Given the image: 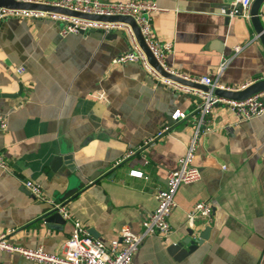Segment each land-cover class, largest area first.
I'll list each match as a JSON object with an SVG mask.
<instances>
[{
    "label": "crops",
    "instance_id": "0c3cea01",
    "mask_svg": "<svg viewBox=\"0 0 264 264\" xmlns=\"http://www.w3.org/2000/svg\"><path fill=\"white\" fill-rule=\"evenodd\" d=\"M135 1L158 7L151 22L155 38L173 44L170 70L229 90L264 79V49L250 17L222 13L234 0ZM259 13L264 25V3ZM128 51L121 33L61 37L47 19L18 16L0 25V114L7 119L0 152L9 166L0 171V234L8 242L60 255L73 230L69 220L48 215L25 181L57 202L74 181H86L62 204L106 244L123 226L142 232L155 194L186 151L199 98L155 83L138 63H112ZM176 110L187 119L174 122ZM207 127L192 161L201 179L178 189L170 235L146 237L131 264H264V113L243 121L219 103ZM148 139L152 144L143 146ZM203 201L212 206V221H198L196 235L209 228L208 239L186 256L172 253L187 238L188 211ZM0 264L34 263L0 251Z\"/></svg>",
    "mask_w": 264,
    "mask_h": 264
},
{
    "label": "built area",
    "instance_id": "2783aa9c",
    "mask_svg": "<svg viewBox=\"0 0 264 264\" xmlns=\"http://www.w3.org/2000/svg\"><path fill=\"white\" fill-rule=\"evenodd\" d=\"M18 3L35 4L47 7L60 8L80 14L102 17H128L131 18L143 39V43L157 62L159 67L166 73L180 77L194 84H200L208 88V92H201L188 87L181 86L162 77L149 63L145 53L138 45L133 30L130 26L121 23H108L80 19L76 17L63 16L35 11H12L0 9V25L8 17L18 16L30 19H47L58 26L61 37L68 35L87 34L100 32L102 34L121 33L129 45V51L112 61L114 64L138 63L145 73L155 83L172 87L178 92L196 95L199 102L196 105L197 117H195L194 130L188 140L186 151L177 161L175 170L170 171L166 177V185L155 194L156 207L152 213L142 221V232L133 233L129 227H121L118 239L108 244L92 237L86 227L79 221L72 219L62 202H57L47 197L41 187L31 181H25L24 187L35 198L36 201L48 205L51 210H56L62 217L72 223L73 230L64 244L60 255L46 252L42 247L36 249L24 248L7 241V235L0 234V251L17 254L34 264H131L133 257L138 252L140 245L146 237L167 238L171 228L169 219L176 208L175 195L183 185L195 183L201 179V172L192 165L198 141L201 136L206 135L210 128L207 127L208 118L213 107L224 103L230 107L232 112L240 120L249 121L264 113V93L256 94L243 102L227 101L219 99L214 91L219 88L217 82L208 78H189L170 70L166 64L167 57L173 52V44L162 42L155 38L151 22L152 14L158 11L155 3L150 1L129 0L125 2L107 0H12ZM254 0H234L230 10L222 13L228 17H243L249 19V9ZM255 39H258L256 36ZM235 53L240 51L239 47L234 49ZM225 68L222 64L219 71ZM18 73L22 69L17 70ZM229 90V89H227ZM174 122L187 119V114L176 110L171 115ZM7 129V119L0 114V132ZM170 127L166 126L154 137L160 138ZM154 139H148L143 146H150ZM131 155V153H129ZM0 171L9 173L8 163L0 152ZM131 175L142 177L140 171H131ZM201 221L207 225L212 221V206L207 202L195 203L187 213V228L196 230L197 222Z\"/></svg>",
    "mask_w": 264,
    "mask_h": 264
},
{
    "label": "water",
    "instance_id": "95a60500",
    "mask_svg": "<svg viewBox=\"0 0 264 264\" xmlns=\"http://www.w3.org/2000/svg\"><path fill=\"white\" fill-rule=\"evenodd\" d=\"M264 3V0H254L250 9H249V16L250 21L252 24V27L255 31V33L258 36V39L264 49V25L263 22L260 19V7ZM0 9H6V10H12V11H35V12H44V13H51V14H57V15H63V16H70V17H76L80 19L85 20H91V21H99V22H108V23H121L126 24L131 27L133 30V33L135 35L136 41L142 51L145 53L148 63L164 78L175 82L181 86L188 87L194 90H198L201 92H208V88L205 86H202L200 84H194L192 82H189L187 80H184L177 76H172L166 72H164L157 62L154 60V58L151 56L150 52L146 48V46L143 43V39L140 35L139 29L135 25L134 21L131 18L128 17H102V16H94V15H85L80 14L60 8H54V7H47V6H41V5H35V4H27V3H18L12 0H0ZM264 93V79L254 82L242 89L239 90H227V89H216L214 91V95L223 100L227 101H235V102H243L253 95ZM264 101V96H263ZM92 176L89 180L90 182H94L97 177L100 175ZM79 187L75 186V181L72 183V188L63 196L61 199V202H66L69 200L72 196H75L77 193V190L79 188H82L84 186V182L81 181ZM49 214L51 216H58L62 217L56 210H51L48 208ZM210 229L205 228V230L198 235H196V232L194 230H191L188 228L187 230V238L184 239L182 242L172 245L170 248V251L172 253H176L178 250H184L181 252V257L186 256L193 251H195L199 246L203 244L205 240L208 239Z\"/></svg>",
    "mask_w": 264,
    "mask_h": 264
}]
</instances>
